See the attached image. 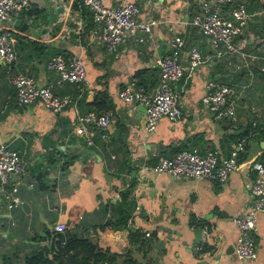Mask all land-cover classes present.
<instances>
[{
	"label": "crops",
	"instance_id": "0c3cea01",
	"mask_svg": "<svg viewBox=\"0 0 264 264\" xmlns=\"http://www.w3.org/2000/svg\"><path fill=\"white\" fill-rule=\"evenodd\" d=\"M104 1L114 5L120 0ZM244 2L249 12L259 6V0ZM137 5V21L155 19V23L148 30L136 29L135 35L123 37L111 50L94 39L88 7H78L75 2L54 6L50 0H30L26 7L29 16L22 18L27 21L25 29L14 23L15 15L4 20V26L19 31L17 58L11 68L7 70L0 61V140L19 151L22 168L17 175L8 176L7 185L14 186L12 193L19 201L8 207L5 196H0V264H22L23 255L34 252L51 256L57 248H63L59 237H67V231L90 239L101 250L118 255L130 253L141 264H239L234 252L237 226L231 216L250 202V162L264 152V140L256 134L248 136L245 157L223 182L175 178L143 165L153 163L160 154L171 155L188 145L217 148L224 153L234 142L230 133L249 120H264V91L262 95L257 89L264 87V61L259 57L264 55V9L262 15L251 13L239 36L244 41L243 50L250 53L248 58L235 53L217 57L206 36L183 23L182 18L198 8L199 0H137ZM83 7L85 15L81 14ZM78 19L82 24L79 32ZM48 25L51 31L47 35L44 32ZM173 33L184 39L183 70L172 82L180 113L174 120L160 116L154 129L147 131L142 104L123 101L116 91L131 77L137 79L136 70L144 69V75L150 77L153 84L147 87L156 83L155 58L167 50ZM253 35L262 36L254 39ZM44 42L55 44V48L44 54ZM192 44L203 56V62L194 68L186 60V48ZM57 52L79 53L86 80L56 83L44 62ZM256 55L259 56L253 57ZM239 61L249 62V69L236 68ZM249 71L253 73L251 87L235 97L233 118L215 114L206 106L202 94L207 78L228 82L237 89L248 79ZM13 72L29 73L74 101L58 111L38 100L20 104L8 80ZM102 90L113 104V121L105 139H100L95 130L94 143H88L85 135L75 130L73 107L88 110L92 107L88 102ZM75 145L91 152L85 159L67 164L65 172L35 177L39 159L54 151L74 150ZM124 189H130L128 196L139 208L132 210L124 226H115L113 223L119 222L123 211L120 191ZM191 214L193 220L208 224L209 249L199 250L201 226L189 222ZM56 221L64 222L66 228L56 231ZM256 224L257 255L240 264H264V211L257 212ZM134 227L142 235L131 242L128 229ZM152 231L155 235H151Z\"/></svg>",
	"mask_w": 264,
	"mask_h": 264
},
{
	"label": "built area",
	"instance_id": "2783aa9c",
	"mask_svg": "<svg viewBox=\"0 0 264 264\" xmlns=\"http://www.w3.org/2000/svg\"><path fill=\"white\" fill-rule=\"evenodd\" d=\"M30 0H0V61L6 69L17 58L16 42L18 29L3 25L4 20L11 16L28 18L26 7ZM54 6H65L75 2L78 7L87 6L93 21L92 35L100 41L105 49H113L123 37L135 35L136 29H149V25L155 23V19L137 21V0H120L112 5L104 0H50ZM261 2L260 9L249 12L244 0H199L197 9L187 13L183 23L194 26L196 30L206 36L209 47L217 56L235 54L247 55L243 50L244 41L239 39L243 33L251 13L260 15L264 9ZM77 31L81 30V22L77 20ZM51 31V25L46 26L45 34ZM258 35V34H257ZM262 35L254 36V39ZM184 39L178 33H173L167 41V50L155 58V66L158 69L156 83L147 87L138 83L135 77L122 83L116 95L123 101L138 102L144 107V127L147 131L154 129L160 116L176 119L180 113L176 94L172 82L177 80L183 70L181 63ZM259 55L253 56L258 57ZM252 57V58H253ZM264 61V55L259 56ZM186 60L190 67L194 68L203 62V56L198 46L189 45L186 48ZM45 66L54 74L55 82L85 81L86 68L79 53L63 55L52 53L45 59ZM249 69V62L235 64ZM9 83L14 88L17 102L25 104L31 100H38L44 106L53 111L60 110L74 99L68 94H58L47 84L39 82L33 75L25 72H13L9 75ZM247 83L238 86L240 92L245 90ZM234 88L228 82H221L212 77L206 79L205 90L202 99L206 106L221 116L234 117V105L231 97L235 95ZM74 119L75 130L85 135L88 143H94L92 135L95 130L100 139L107 137V128L113 121V109L103 111H80L75 106ZM246 137L244 135L233 142L226 153L217 148H201L198 145H188L179 148L171 155H158L151 164L143 167L150 168L155 173L165 172L175 178L188 177L192 179H208L215 182H223L228 174L239 165L238 154L245 150ZM22 158L19 151L10 144L0 140V187L4 190L6 205L8 207L19 201L12 191L13 187H7L8 176L17 175L21 170ZM253 170L250 182L251 199L248 205L240 213L231 216V220L237 226V235L234 252L239 264L245 259L254 258L257 255L255 246V232L257 230L256 214L264 211V156L255 157L250 162ZM139 205L135 203L134 210ZM56 231H63L66 225L62 221L53 224ZM209 228L207 223L201 225L200 242H207Z\"/></svg>",
	"mask_w": 264,
	"mask_h": 264
},
{
	"label": "trees",
	"instance_id": "16d2710c",
	"mask_svg": "<svg viewBox=\"0 0 264 264\" xmlns=\"http://www.w3.org/2000/svg\"><path fill=\"white\" fill-rule=\"evenodd\" d=\"M86 8L81 9V14L85 15ZM29 13V12H28ZM90 18V17H89ZM18 40V39H17ZM17 44V42H16ZM32 44L35 46L36 42L32 41ZM36 50V48H34ZM59 53V52H57ZM67 55V54H63ZM145 70H136L134 75L137 76L138 83H141L145 86H150L153 82L150 81V77L144 75ZM150 83V84H149ZM89 105H92L91 110L94 111H103L108 108H112L113 104L106 91H98L93 98L88 102ZM97 133V132H96ZM98 134V133H97ZM250 134H256L264 140V120H256L254 123L249 120V123L244 124L240 129L235 130L229 134V137L233 138V141H236L239 136L244 135L247 138ZM98 141V139H97ZM101 149L104 148V144H100ZM246 147V143H245ZM229 149V148H228ZM227 149V151H228ZM226 151V152H227ZM224 152V153H226ZM264 156V152L261 153L258 157ZM245 157V152L242 151L238 154L237 160L240 161ZM130 189H124L120 191L122 195V205L123 211L119 217V222L113 223L115 226L120 224L124 226L126 224L127 218L130 217L131 212L134 207V200L129 195ZM193 214L189 216V222L195 223L196 225L201 226L205 221L193 220ZM67 237H63L60 234V241H63V248L56 249L55 253H52L51 256H46L41 252H34L30 254H25L22 257V264H141L133 258L130 253L124 252L123 254H117L110 252L108 250H101L96 247V244L93 243L90 239L86 237L78 236L74 232L67 231ZM142 235V232L138 227L128 229V238L129 241L138 240ZM151 235H155V232L152 231ZM211 247L207 242L199 243V250H206ZM120 258V259H118Z\"/></svg>",
	"mask_w": 264,
	"mask_h": 264
},
{
	"label": "water",
	"instance_id": "95a60500",
	"mask_svg": "<svg viewBox=\"0 0 264 264\" xmlns=\"http://www.w3.org/2000/svg\"><path fill=\"white\" fill-rule=\"evenodd\" d=\"M14 23L18 25L21 29H25L27 27V21H22V17L17 16ZM143 107V105H141ZM144 108V107H143ZM145 120V114H144ZM76 149L67 150L64 153L54 151L37 161L39 168L36 170L35 177L38 178L40 176L53 177L57 174L67 171V164H72L75 160L81 161L86 158V154L90 153L91 150L89 148H79V146L75 145ZM83 150V152H81ZM4 190L0 187V196H3ZM27 203L23 202L22 205L25 208ZM27 209V207L25 208ZM71 231V230H70ZM200 238V230L198 229V240ZM157 242H161L158 240ZM199 242V241H198Z\"/></svg>",
	"mask_w": 264,
	"mask_h": 264
},
{
	"label": "rangeland",
	"instance_id": "374dc122",
	"mask_svg": "<svg viewBox=\"0 0 264 264\" xmlns=\"http://www.w3.org/2000/svg\"><path fill=\"white\" fill-rule=\"evenodd\" d=\"M261 2H264V0H259V6L256 8V10L257 9H260V5H261ZM260 15H262V13L260 14ZM41 35L43 34V32H42V29H41V33H40ZM55 48V44H54V46H53V44H49V43H45L44 42V50H47V51H45L44 52V54L46 53V52H48V51H52L53 49ZM246 76H248V79L246 80H244V82L242 81L241 83H247V85L245 86V90L244 91H242V92H240L239 91V89L237 88V90L235 91V95H233L232 97H231V99L233 100V105H234V102H235V97L236 98H239L241 95H244L246 92H247V90L248 89H250V85H251V81H252V78H253V73H251V71H249V73L248 74H246ZM258 89V92L259 93H261L262 95H263V91H264V87H260V88H257ZM249 93H250V91H249ZM248 93V94H249ZM247 94V95H248ZM234 114H235V112H234ZM21 168H22V166H21ZM21 171V170H20ZM19 171V172H20ZM23 171V170H22ZM3 196H4V194H3Z\"/></svg>",
	"mask_w": 264,
	"mask_h": 264
}]
</instances>
